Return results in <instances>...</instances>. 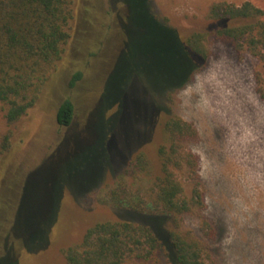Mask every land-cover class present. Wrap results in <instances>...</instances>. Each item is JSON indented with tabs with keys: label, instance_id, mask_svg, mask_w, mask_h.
I'll return each mask as SVG.
<instances>
[{
	"label": "rangeland",
	"instance_id": "374dc122",
	"mask_svg": "<svg viewBox=\"0 0 264 264\" xmlns=\"http://www.w3.org/2000/svg\"><path fill=\"white\" fill-rule=\"evenodd\" d=\"M215 1H251L264 11V0L148 1L151 13L174 29L182 43L193 33L206 34L208 57L190 53L192 72L181 85L167 84L178 61L162 42L150 40L142 23L147 11L143 0L135 2L129 22L119 0L74 1L70 37L35 104L12 123L0 111V206L20 185L22 197L23 187L29 196L22 199L25 235L37 233L44 224L38 220L50 211L53 219L41 237L44 248L33 252L24 247L18 264H67L63 250L78 244L96 222L150 223L148 216L114 203L128 194L132 200L151 198L160 171L159 148L166 144L164 123L172 115L197 130L187 147L199 159L204 206L161 225L199 240L209 255L207 264H264L262 68L248 51H237L214 35L222 25L208 17ZM114 67L119 78L107 87ZM77 71L82 77L71 86ZM66 98L75 113L72 123L62 126L56 115ZM6 136L9 148L1 153ZM140 154L144 167L122 175ZM41 163L28 185L22 183V176ZM43 176L48 178L44 183ZM177 176L190 196L193 181L185 170ZM27 203L33 204L29 211Z\"/></svg>",
	"mask_w": 264,
	"mask_h": 264
},
{
	"label": "trees",
	"instance_id": "16d2710c",
	"mask_svg": "<svg viewBox=\"0 0 264 264\" xmlns=\"http://www.w3.org/2000/svg\"><path fill=\"white\" fill-rule=\"evenodd\" d=\"M74 1L0 0V111L8 123L19 120L35 104L51 70L61 59L70 37ZM119 1L126 8L124 19L129 22L137 0ZM148 1L143 0L147 11L146 18L141 16L142 23L149 31L152 43L158 39L157 43L162 42L171 57L178 61L179 68L171 74L167 84L173 82L181 85L192 72L190 53L202 59L208 57L204 44L206 34L193 33L186 39L185 45L174 29L160 23L151 13ZM110 13V10L106 12L108 15ZM263 15V9L251 1L241 4L215 1L208 9V17L222 23L214 35L231 42L237 51H248L259 61L262 68L258 75L260 82L264 80ZM142 23L137 24L140 26ZM102 26H105L104 23ZM132 35L130 30L129 37ZM81 77L82 72L77 71L70 85L73 86ZM118 78L119 73L114 67L107 78V87ZM262 84L258 92L264 100ZM74 113V103L66 98L57 110L58 124L69 126ZM164 130L166 144L159 148L160 171L151 198L144 200L136 196L132 200L128 194L118 197L114 203L120 209L148 216L151 222L145 224L128 219L96 222L85 231L78 244L63 250L67 264H207L209 255L199 240L190 233L164 228L160 223L164 219L182 217L204 206L198 172L199 159L187 147V143L197 136L196 128L180 116L172 115L165 121ZM8 148L6 136L1 145V153ZM42 163L27 176H22V183L28 185L32 180L30 176L41 171ZM143 165V155L140 154L127 163L122 175L125 176L135 168H143ZM181 170H185L188 178L193 181L190 196L186 195L185 186L177 176ZM57 178L58 174L54 178L51 176V185ZM41 180L44 183L48 178L43 176ZM16 186L7 204L0 206V264H18L17 259L24 247L33 252L43 249L46 243L41 237L43 232L48 233L52 225L53 219L49 218L52 209L50 204L49 214L38 220L39 224L44 223L40 230L25 235L24 227L27 223H24L26 220L21 221V213L22 199L24 195L25 199L29 197L26 194L28 188L23 187L25 193L22 197L20 185ZM119 188L120 192H125ZM113 194L118 195L117 192ZM32 205L27 203L25 209L29 211ZM204 223L207 224L206 221Z\"/></svg>",
	"mask_w": 264,
	"mask_h": 264
}]
</instances>
